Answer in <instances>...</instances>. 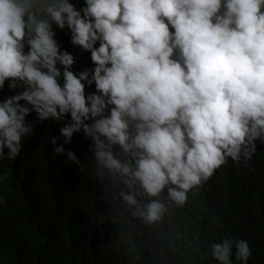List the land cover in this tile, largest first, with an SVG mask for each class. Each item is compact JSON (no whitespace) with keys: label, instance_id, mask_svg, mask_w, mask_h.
Here are the masks:
<instances>
[{"label":"clouds","instance_id":"9594fccd","mask_svg":"<svg viewBox=\"0 0 264 264\" xmlns=\"http://www.w3.org/2000/svg\"><path fill=\"white\" fill-rule=\"evenodd\" d=\"M54 24L90 52L93 68L72 70L76 58ZM6 81L22 90L0 100V158L20 154L31 112L40 121L70 116L64 143L82 130L97 174L118 177L127 189L119 197L153 223L168 211L164 199L182 207L229 158L247 164L264 143V0H85L79 9L71 0H0V90ZM233 248L248 264L246 239L211 243L210 254L233 264Z\"/></svg>","mask_w":264,"mask_h":264},{"label":"trees","instance_id":"16d2710c","mask_svg":"<svg viewBox=\"0 0 264 264\" xmlns=\"http://www.w3.org/2000/svg\"><path fill=\"white\" fill-rule=\"evenodd\" d=\"M71 2L78 9L85 4ZM53 27L61 49L76 58L72 70L93 68L90 52L71 43L70 31ZM7 84L0 100L22 90ZM95 91L94 83L86 86V94ZM69 119L40 121L31 112L26 121L33 130L22 138L20 154L0 158V176L7 174L0 181V264H219L210 244L226 238L246 239L252 249L248 264H264V143L257 140L247 164L229 158L188 192L182 207L164 199L168 211L148 223L119 197L127 189L118 177L97 174L92 141L82 130L64 143L60 128ZM52 136L64 153H54ZM69 150L79 165L68 159ZM114 150L119 155V147ZM138 199L143 204L151 198ZM231 260L242 264L235 248Z\"/></svg>","mask_w":264,"mask_h":264}]
</instances>
